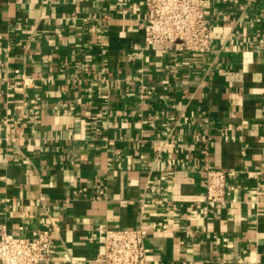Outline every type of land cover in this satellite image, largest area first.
I'll return each instance as SVG.
<instances>
[{"label":"crops","instance_id":"1","mask_svg":"<svg viewBox=\"0 0 264 264\" xmlns=\"http://www.w3.org/2000/svg\"><path fill=\"white\" fill-rule=\"evenodd\" d=\"M202 54L144 43V0H0V232L97 264H264V0H209ZM225 171V203L203 169Z\"/></svg>","mask_w":264,"mask_h":264},{"label":"built area","instance_id":"2","mask_svg":"<svg viewBox=\"0 0 264 264\" xmlns=\"http://www.w3.org/2000/svg\"><path fill=\"white\" fill-rule=\"evenodd\" d=\"M209 0H144L146 19L144 43L174 45L180 51L202 55L210 48V34L204 10ZM206 200L215 205L225 203L228 174L205 166L203 169ZM148 231L110 228L104 230L103 251L97 264H150L146 246ZM31 238L0 232V264H43L52 257L54 234L38 229Z\"/></svg>","mask_w":264,"mask_h":264}]
</instances>
